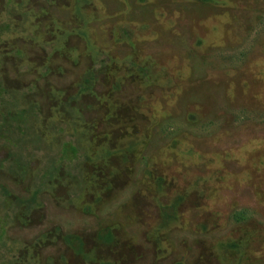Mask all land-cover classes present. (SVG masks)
Segmentation results:
<instances>
[{
	"label": "rangeland",
	"instance_id": "rangeland-1",
	"mask_svg": "<svg viewBox=\"0 0 264 264\" xmlns=\"http://www.w3.org/2000/svg\"><path fill=\"white\" fill-rule=\"evenodd\" d=\"M0 264H264V0H0Z\"/></svg>",
	"mask_w": 264,
	"mask_h": 264
},
{
	"label": "trees",
	"instance_id": "trees-1",
	"mask_svg": "<svg viewBox=\"0 0 264 264\" xmlns=\"http://www.w3.org/2000/svg\"><path fill=\"white\" fill-rule=\"evenodd\" d=\"M236 220H237V218H235ZM237 221H239V220H237Z\"/></svg>",
	"mask_w": 264,
	"mask_h": 264
}]
</instances>
